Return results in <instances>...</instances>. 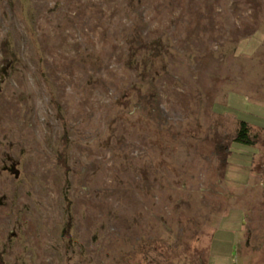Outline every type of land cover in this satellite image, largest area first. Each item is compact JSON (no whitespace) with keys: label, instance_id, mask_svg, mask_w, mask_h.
Returning <instances> with one entry per match:
<instances>
[{"label":"rangeland","instance_id":"1","mask_svg":"<svg viewBox=\"0 0 264 264\" xmlns=\"http://www.w3.org/2000/svg\"><path fill=\"white\" fill-rule=\"evenodd\" d=\"M240 120L264 128V0H0L3 263H263Z\"/></svg>","mask_w":264,"mask_h":264},{"label":"crops","instance_id":"2","mask_svg":"<svg viewBox=\"0 0 264 264\" xmlns=\"http://www.w3.org/2000/svg\"><path fill=\"white\" fill-rule=\"evenodd\" d=\"M255 126H252L253 130ZM258 137L256 138V141L253 143V145H257L258 142L261 140L262 135H264V128H261L258 130ZM264 141V139H263ZM263 148V149H262ZM260 148L257 151V155L254 156V164L252 166V169H250V179L248 178L249 182L251 183V178L253 176V184L251 185V190L253 191V196L251 200H254L260 204L259 206L255 205L254 209H252L251 214L247 217V219H244V224L246 223L249 226L248 235L246 237L247 242H253L257 245L258 248L264 247V196L262 198L258 199L257 193L260 189H263L262 195L264 193V146ZM249 185V183L246 184V186ZM240 197L243 196L242 193L238 194ZM251 209V208H249ZM248 211V209H247ZM254 211V212H253ZM243 214H245V210L242 211ZM249 212V211H248ZM248 215V214H247ZM244 215V216H247ZM262 224H261V223ZM244 226V225H243ZM258 227V228H257ZM260 228V229H259ZM259 239L258 241H254V239ZM261 252L264 253V248L261 249ZM262 260L261 262H263ZM260 264H264L260 263Z\"/></svg>","mask_w":264,"mask_h":264},{"label":"trees","instance_id":"3","mask_svg":"<svg viewBox=\"0 0 264 264\" xmlns=\"http://www.w3.org/2000/svg\"><path fill=\"white\" fill-rule=\"evenodd\" d=\"M156 46V47H155ZM138 49V48H137ZM136 49V51H137ZM131 57L135 58V60H138L137 58V52L134 48H131ZM160 54V46L154 45L153 43L146 45L145 51L142 54H139L141 57V60L138 62L141 64L142 71L144 73L148 72L153 63L156 60V55ZM258 137V131H255L252 129V126L244 121L240 120L237 122V128H236V134L234 137L235 141L253 144L256 141V138ZM224 149H228L227 147H224ZM229 150V149H228ZM67 205H66V211H67V217L65 220V223L62 227L61 234L63 237H70L71 231H72V225H73V215L70 212V205L71 202L68 198H66ZM0 264H4L3 260L0 256Z\"/></svg>","mask_w":264,"mask_h":264}]
</instances>
